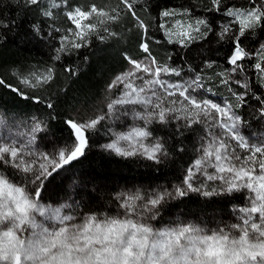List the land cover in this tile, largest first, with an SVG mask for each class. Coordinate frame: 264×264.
<instances>
[{"label":"snow or ice","instance_id":"1","mask_svg":"<svg viewBox=\"0 0 264 264\" xmlns=\"http://www.w3.org/2000/svg\"><path fill=\"white\" fill-rule=\"evenodd\" d=\"M24 3L36 6L44 17L55 18V10L68 5L69 0ZM202 11L208 15H193L191 8L163 9L159 15L164 22L159 28L167 43L183 48L198 39L207 40L211 34L230 44L225 56L229 68L214 75L217 83L230 93L231 102H216L197 92L205 89L206 77L190 65L188 70L193 75L189 79L170 82L165 78L181 77L183 68L169 63L170 54L164 59L153 54V45H160L161 41L137 14V0H117L114 6L100 7L93 3L87 10L75 6L65 13L75 27L60 37L56 61L61 60L63 53L89 47L93 37L105 41L116 36L105 25L121 20V13L130 15L134 27L141 30L139 50L144 55L135 59L124 54L129 67L109 83L108 91L115 90L118 95L107 103V111L87 119L65 120L69 140L53 151L35 147L38 139L45 138L38 134L48 131L47 121L36 117L25 125L26 135L19 133L23 140L0 137V264H264V138L251 143L240 131L246 121L238 114L239 109L249 106V100H255L259 105L256 115L264 120V94H257V90H264V43L254 50L243 43L256 30L264 31V0H246L243 6L208 0ZM219 12L231 19L218 25L220 30L216 32V21L209 17ZM0 26L8 27L2 21ZM33 31L39 35V26L33 25ZM214 65V60L204 61L206 68ZM63 71L77 76L79 69L66 65ZM234 74L240 78H234ZM17 76L27 88L41 89L53 82L57 73L54 67H48ZM0 86L48 109L55 107L51 99L29 93L3 78ZM137 106L140 111H136ZM117 113L131 114L141 122L126 132L116 133L115 139L101 146L120 157H141L161 163L168 156L167 141L153 135L149 126L155 122L164 126L172 120L179 122L176 130L180 136L194 125L204 128L205 135L200 138L203 142L197 149L200 155L186 170L181 183L171 192L163 189L117 193L114 199L119 211L115 214L80 211L79 205L73 208L71 204L43 203L42 193L48 185L86 155L91 147V132L109 115ZM238 149H244L246 154L241 156ZM197 174L207 181L222 182V187L219 191H204L208 185L201 181L197 186ZM242 191H246L247 204L235 209L242 214L238 223L208 228L178 220L156 226L160 223V209L170 198L184 197L189 192L213 196Z\"/></svg>","mask_w":264,"mask_h":264},{"label":"trees","instance_id":"2","mask_svg":"<svg viewBox=\"0 0 264 264\" xmlns=\"http://www.w3.org/2000/svg\"><path fill=\"white\" fill-rule=\"evenodd\" d=\"M57 2L59 3L60 0ZM116 2L117 0H69L68 5H62L60 9L55 10L58 13L55 18H50L41 15L36 6H26L24 0H0V21L8 25V27L0 26V36H3L0 40V78L29 93L36 92L51 99L55 106L54 109H48L44 104L25 100L8 88L0 86V137L21 139L19 133H27L25 125L31 123L32 117H36L47 121L48 125L47 133L38 135L46 137L48 134L55 140V144L64 143L70 137L64 121L71 119L80 107L97 104L98 100L105 96L109 83L117 74L129 67L124 54L127 53L135 59L143 57L144 54L139 50L138 39L141 30L134 27L130 15L121 13V20L109 21L105 25L109 31L117 33L116 36L109 37L105 41L93 37L89 47L63 53L59 61L54 59L55 50L61 46L60 37L67 34V29L75 27L66 18L65 13L68 10L75 6H82L87 10L93 3L98 7L108 4L114 6ZM225 2L229 5L243 6L246 0H225ZM47 3L48 0H45V4ZM207 4L208 0H137V14L150 25V32L155 33V38L161 41L160 45H153V54L157 55L158 59H164L170 54L172 60L169 63L174 67L183 68L181 77H176L177 79L187 80L193 75L188 70L190 65L206 77L203 81L205 89H197V92L214 101L231 102L230 93L217 83V77L214 75L229 68L225 56L230 44L218 41L216 36L211 34L207 40L198 39L188 48H183L179 44L167 43L164 33L159 28L164 22V18L159 15L161 10L191 8L194 9L193 15L205 16L208 13L202 9ZM209 18L216 21L213 24L216 32L220 30L218 25L228 23L231 19L223 12L212 13ZM33 25L39 26V35L33 31ZM243 43L249 50L257 49L264 43V31L256 30L255 34L250 35ZM205 60H214L216 65L213 68H206ZM246 63L250 64L252 61ZM66 65L78 67V75L70 76L64 72ZM48 67H54L57 76L53 82L41 89L27 88L20 83L17 76V73L28 74L34 70L43 71ZM248 71L251 73L252 69L249 68ZM234 78L238 79L240 75L234 74ZM208 88L211 91H207ZM257 94H264V90H257ZM115 95L117 96L118 92ZM258 107L255 100H249V106L238 110V114L246 121L241 125L243 131L254 137L264 134V120L256 115ZM177 123L179 122L172 120L167 126L158 122L149 126L154 136L167 141L166 148L170 155L162 158L161 163H155L141 157H120L101 147L102 143L110 138L108 122L103 121L95 131L91 132V147L86 155L68 166L67 175L63 172L53 185L48 186L43 192L46 197L44 199L57 206L71 204L75 208L79 205L80 211L115 214L119 208L114 197L124 189L128 188L129 192H135L165 184L171 185L174 181L180 183L186 170L200 155L197 149L202 143L200 138L205 135V131L202 126L194 125L180 136L176 130ZM232 143L235 146V142ZM40 146H46V143L38 139L35 147L39 149ZM181 148L183 151L180 150ZM238 152L241 156L246 154L244 149H238ZM213 188L208 186L203 190L211 191ZM245 197L246 191L220 192L219 195L213 196L189 192L187 196L173 198L164 204L157 218L160 223L156 226L166 220L174 219L173 215L178 213L179 217L182 215L181 219L184 222L214 228L218 224L223 225L226 220L223 221L222 217L230 216L232 210L233 215L230 217L232 219L229 221L238 220L241 213L235 209L247 204ZM202 220H206V224ZM209 220L212 221L208 223Z\"/></svg>","mask_w":264,"mask_h":264},{"label":"rangeland","instance_id":"3","mask_svg":"<svg viewBox=\"0 0 264 264\" xmlns=\"http://www.w3.org/2000/svg\"><path fill=\"white\" fill-rule=\"evenodd\" d=\"M165 78L166 79H170V82H176V81L183 82L184 81V79H177L174 76H172L170 78L169 77H165ZM138 83H139V81H138ZM116 93L117 92L115 90L112 91V92H109L107 90V92L105 93V96L102 99H99L98 102H97V104L96 103L95 104H92V105H90V107H80L73 114V116H72L71 119H77V120H79V119H87V118L93 117L95 115L103 114L104 112L107 111V108H106L107 103L110 102L111 99L116 98V95H115ZM216 102H219V101H216ZM220 103H222V102H220ZM129 107H131V106H129ZM140 110H141L140 107L137 106L136 107V111H140ZM121 112H123V109H121ZM104 122H108V129H109L108 132H110V135H109L110 138L107 141H105L104 143H102L103 145H105V144L111 142V140L115 139V134L116 133L126 132L131 127L138 126V125L141 124L140 121L134 120L131 114H129V115H121L119 113H117L115 116L109 115V117ZM217 131L219 132L220 130H217ZM240 131L242 132L243 135H245L249 139L250 142H252V141L253 142H255V141L257 142V141H260L261 138H264V134H261L260 136L258 135L259 137L258 136H255L254 137V135L245 133L243 131V129H242V126L240 127ZM25 134H27V133H25ZM20 137H21V139H24V136H20ZM92 139H94V138L92 137ZM225 139L227 140V137H225ZM43 141H45L46 146H40V148L38 150L51 152V151L54 150L53 148L55 146H59V143H57V144L52 143L55 140H53V138L50 135H48V134L45 137V139H43ZM92 142H94V140ZM53 144H55V145H53ZM60 145H61V143H60ZM169 156L170 155L168 154L167 157H169ZM208 171L211 172L213 170L212 169H208ZM66 175H67V172H66ZM180 180H182V179H180ZM201 181H203V183L206 184V185H208V186H213L218 191L222 187V182H220V181H207L206 178L203 175L197 174V178H196L195 184L197 186H199ZM54 182L55 181H53L51 183V185H53ZM180 183H181V181H180ZM180 183L179 182L177 183V182L174 181L171 185H166L165 184V185H162L160 187H151L150 190H140V191H142V192L147 191V192L150 193L153 190L159 191V190L167 189L168 191L171 192V191H174V187L176 185L180 184ZM146 188H150V187H146ZM47 189H48V187H47ZM122 192H129V189L128 188H127V190L124 189V191H122ZM42 196H43V198H46L43 193H42ZM168 200L171 201V200H173V198H170ZM43 203L48 204V205H51V206H57L54 203H51V202H49V201H47L45 199H43ZM232 213H233V210L231 211V214H229L230 216H226L225 215L224 217H222V220L223 221L226 220L225 222H223L224 223L223 225L218 224L214 228H216L217 226H224V225H230V224H233V223H238L239 222V219L238 220L237 219L236 220L234 219V221H231V222L229 221V220L232 219V218H230L233 215ZM173 216H174V219L166 220L161 225L171 224L172 222H175V221H178V220L179 221H182V219H181V218H183L182 215H181V217H179V214L178 213H175ZM210 221H212V220H209L208 223ZM202 222L206 224V220H202ZM153 223H155V222H153ZM161 225H158L157 227H160ZM206 227H208V226H206Z\"/></svg>","mask_w":264,"mask_h":264}]
</instances>
